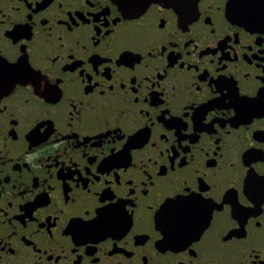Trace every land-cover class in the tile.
<instances>
[{
	"label": "flooded vegetation",
	"instance_id": "flooded-vegetation-1",
	"mask_svg": "<svg viewBox=\"0 0 264 264\" xmlns=\"http://www.w3.org/2000/svg\"><path fill=\"white\" fill-rule=\"evenodd\" d=\"M0 104V264H264V0H0Z\"/></svg>",
	"mask_w": 264,
	"mask_h": 264
},
{
	"label": "snow or ice",
	"instance_id": "snow-or-ice-1",
	"mask_svg": "<svg viewBox=\"0 0 264 264\" xmlns=\"http://www.w3.org/2000/svg\"><path fill=\"white\" fill-rule=\"evenodd\" d=\"M153 2H154V0H153ZM212 31L215 32V27L212 28ZM61 40H62V38H61ZM96 43L99 44V40H97ZM61 46H63V45L61 44ZM127 51H131V50H127ZM163 51H167V49L165 48V49H163ZM59 55H60L59 53H56L54 56L51 57L53 62H55V60L59 58ZM34 74L39 76V72H36ZM40 79H42L44 81V84L46 85V90L50 95L54 96L57 99H59L63 95V93L61 91L62 79L48 80L47 77H40ZM89 79H91V77ZM20 82L25 84V85L29 84L28 80H22ZM36 84H37V87L39 88L40 87L39 80L36 81ZM93 84L95 85L96 81H93ZM105 91L106 90L101 89V95H104ZM137 102H138V98H137ZM4 107H5V105L0 104V109H2ZM193 119H195V117H193ZM185 125H184V127L187 128V124H185ZM176 155H179V153H177ZM171 163H172V167L174 170L175 164H176L175 156H173ZM118 178H119V174H117V179ZM201 202L207 203V201L204 200L202 195H198L196 192H193L189 188L186 191L177 194L175 200H170L167 203H165L163 205V207L160 209V213L161 214L167 213L169 211L170 205H173V206H175V211H176L178 217L183 218V219H187L190 216L191 212L195 209L197 204H199ZM205 227H206V225H205Z\"/></svg>",
	"mask_w": 264,
	"mask_h": 264
},
{
	"label": "water",
	"instance_id": "water-1",
	"mask_svg": "<svg viewBox=\"0 0 264 264\" xmlns=\"http://www.w3.org/2000/svg\"><path fill=\"white\" fill-rule=\"evenodd\" d=\"M113 1H115L120 6L131 11H141L145 9L151 2H153V0H113Z\"/></svg>",
	"mask_w": 264,
	"mask_h": 264
}]
</instances>
